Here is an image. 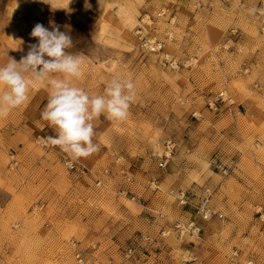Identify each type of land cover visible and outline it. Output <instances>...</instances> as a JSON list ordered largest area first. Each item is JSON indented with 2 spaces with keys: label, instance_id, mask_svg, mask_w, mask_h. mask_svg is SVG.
<instances>
[{
  "label": "rangeland",
  "instance_id": "374dc122",
  "mask_svg": "<svg viewBox=\"0 0 264 264\" xmlns=\"http://www.w3.org/2000/svg\"><path fill=\"white\" fill-rule=\"evenodd\" d=\"M38 23L83 55L76 86L103 95L118 78L135 96L126 119L92 121L98 150L74 171L37 141L56 134L47 83L0 119V264H77L79 251L88 264H264V0H0V66L38 44ZM220 91L230 102L210 108Z\"/></svg>",
  "mask_w": 264,
  "mask_h": 264
},
{
  "label": "clouds",
  "instance_id": "9594fccd",
  "mask_svg": "<svg viewBox=\"0 0 264 264\" xmlns=\"http://www.w3.org/2000/svg\"><path fill=\"white\" fill-rule=\"evenodd\" d=\"M31 36L38 44L30 46L26 57L20 62L9 58L0 66V119L26 103L31 86L45 82L50 93L41 118L56 131L49 142L72 159L87 157L98 150L92 121L101 115L126 119L135 96L134 84L114 78L103 95H89L73 83L81 78L84 57L68 51L73 48L71 36L58 26L49 31L39 23Z\"/></svg>",
  "mask_w": 264,
  "mask_h": 264
},
{
  "label": "built area",
  "instance_id": "2783aa9c",
  "mask_svg": "<svg viewBox=\"0 0 264 264\" xmlns=\"http://www.w3.org/2000/svg\"><path fill=\"white\" fill-rule=\"evenodd\" d=\"M216 101H227V102H230V97L224 92V91H220L216 96H215V101L214 100H209L208 101V105L210 108H214L216 109V105H215V102ZM56 134L52 135V136H49V137H54ZM49 137H42L41 135H38L37 136V141L42 145V146H45V147H57L58 149L61 150V148L59 146H56V145H52L48 138ZM62 151V150H61ZM64 152V151H62ZM65 153V152H64ZM63 164L65 166V168L67 170H70V171H74V170H77L78 167H79V163L78 161H76V159H72L67 153H65L64 157H63ZM166 164V160L164 161H160L159 162V166H165ZM217 168L220 172H222L223 174H227L228 173V168L225 166V165H220L218 164L217 165ZM204 192H205V197L201 200V202L199 203L198 205V209H197V212L198 214H200V216L203 218V219H209L211 217L212 214V210H211V207L209 206L208 204V197L210 195V188H205L204 189ZM183 196H181V202L182 203H185L186 200L183 198ZM218 217H221L222 214L221 213H216ZM148 236H145V235H141V239L143 241H146L148 240ZM132 253V249L129 247L127 248L126 250V256H130ZM236 251L233 252V255L236 256ZM75 256V259H76V262L77 264H88V262L86 261V259L82 256L81 252H76L74 254ZM242 264H259L257 263L256 261L252 260V259H248V260H245L243 261Z\"/></svg>",
  "mask_w": 264,
  "mask_h": 264
}]
</instances>
